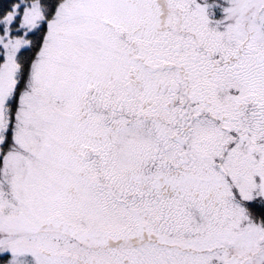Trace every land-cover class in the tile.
I'll list each match as a JSON object with an SVG mask.
<instances>
[{
  "label": "snow or ice",
  "instance_id": "snow-or-ice-1",
  "mask_svg": "<svg viewBox=\"0 0 264 264\" xmlns=\"http://www.w3.org/2000/svg\"><path fill=\"white\" fill-rule=\"evenodd\" d=\"M0 264H264V0H0Z\"/></svg>",
  "mask_w": 264,
  "mask_h": 264
}]
</instances>
